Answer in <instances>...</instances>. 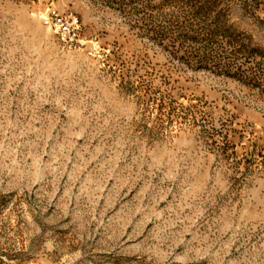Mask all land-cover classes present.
Here are the masks:
<instances>
[{
    "label": "rangeland",
    "instance_id": "obj_1",
    "mask_svg": "<svg viewBox=\"0 0 264 264\" xmlns=\"http://www.w3.org/2000/svg\"><path fill=\"white\" fill-rule=\"evenodd\" d=\"M0 264H264V0H0Z\"/></svg>",
    "mask_w": 264,
    "mask_h": 264
},
{
    "label": "built area",
    "instance_id": "obj_2",
    "mask_svg": "<svg viewBox=\"0 0 264 264\" xmlns=\"http://www.w3.org/2000/svg\"><path fill=\"white\" fill-rule=\"evenodd\" d=\"M57 22L55 23L56 24V26H58V27H65V29L64 30H66L67 29V26H66V23L63 21V19L62 18H59L58 20H56ZM64 34H66V32H63ZM73 36L75 37L76 36V33L74 32L73 33Z\"/></svg>",
    "mask_w": 264,
    "mask_h": 264
}]
</instances>
